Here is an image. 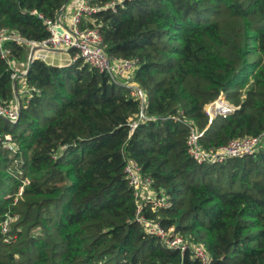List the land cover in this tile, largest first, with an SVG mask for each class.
<instances>
[{"label":"trees","instance_id":"trees-1","mask_svg":"<svg viewBox=\"0 0 264 264\" xmlns=\"http://www.w3.org/2000/svg\"><path fill=\"white\" fill-rule=\"evenodd\" d=\"M65 1L0 0V29L41 42L49 37L44 20ZM90 5L99 11L85 25L99 30L105 54L138 59L133 81L148 95L149 120L139 121V102L108 74L80 60L33 62L17 122L0 117V264H200L133 221L127 160L170 197L169 208L145 210L147 218L204 245L211 264H264V144L203 165L186 145L189 127L205 130V149L264 131V0ZM5 46L26 62L28 47ZM13 73L0 56L2 106L15 101ZM221 91L239 109L208 125L204 106Z\"/></svg>","mask_w":264,"mask_h":264},{"label":"built area","instance_id":"built-area-1","mask_svg":"<svg viewBox=\"0 0 264 264\" xmlns=\"http://www.w3.org/2000/svg\"><path fill=\"white\" fill-rule=\"evenodd\" d=\"M114 5L111 3L103 9L112 8ZM97 11L99 8L91 6L90 0H70L61 15H57L54 20H44L49 37L41 42L27 41L14 31L0 29V56L7 60L10 68L14 71L11 78L17 80L18 71L12 67L11 62L14 59L10 57V52L5 46L6 43L12 42L18 46H26L29 51L32 47H38L40 54L43 55L55 54L51 52L52 50H62L67 54L73 52V55L70 54V63L80 60L83 64L108 74L114 83L126 87L130 91V95L139 102V121L149 120L145 115L148 95L133 81V74L139 66L138 59L108 57L105 54L99 30L85 25L86 18ZM26 61L28 62V56ZM25 70L21 68L19 73L24 74ZM24 93L27 94L28 90H25ZM19 108V101H14L10 106L0 105V117L15 124L18 120ZM237 109L239 107L227 100L224 91H221L215 100L204 106L208 125L217 118H226L232 115ZM139 121L130 125L131 132L137 127ZM188 129L187 153L198 165L217 164L231 158L250 156L264 144L263 131L257 136L233 139L227 145L205 149L201 145V138L205 130H198L194 127ZM5 147L8 150H14L10 136H5ZM124 173L134 197L136 212L133 221L142 228L143 232L156 237L166 250L178 251L181 255L189 253L191 258L200 264H211L210 255L204 245L190 242L178 234L174 227L165 228L159 222L145 216V210L153 213L156 210L169 208L171 200L168 194L164 191L157 192L152 186L151 179L143 176L140 166L132 160H127ZM27 183L28 180L23 181L22 186L18 189V196L22 194L23 187ZM11 221V217H6L1 226L3 234L8 231Z\"/></svg>","mask_w":264,"mask_h":264},{"label":"water","instance_id":"water-1","mask_svg":"<svg viewBox=\"0 0 264 264\" xmlns=\"http://www.w3.org/2000/svg\"><path fill=\"white\" fill-rule=\"evenodd\" d=\"M69 1H70V0H66V1H65L64 6H63L62 9L59 11L58 15H61V14H62L64 7L67 5V3H68ZM51 52H53V53H55V54H67V52L62 51V50H56V51L52 50ZM37 55H40V56H42V57H41L40 59H36V56H37ZM44 56H45V55L40 54V52H39V48H38V47H32V48L30 49L29 53H28V62H27V67H26L25 73H24V74H20V76L24 78V77L27 75V73H28V71H29V69H30V66H31V65L33 64V62H35L36 60H42V61L46 60ZM44 62H45V61H44ZM55 67H60V66H55ZM13 89H14V90L17 89V81H16V80H14V82H13ZM237 110H238V109H237ZM237 110H236V111H237Z\"/></svg>","mask_w":264,"mask_h":264},{"label":"rangeland","instance_id":"rangeland-1","mask_svg":"<svg viewBox=\"0 0 264 264\" xmlns=\"http://www.w3.org/2000/svg\"><path fill=\"white\" fill-rule=\"evenodd\" d=\"M75 1H79V0H75ZM255 59H256L255 57H252L251 56V57L248 58V62L253 63L255 61ZM11 64H12V67L14 68V70L15 71H18V77H17V80H16L17 81V88L18 89L14 90L15 101H19L20 98H23V100H25L27 98V94L24 93L26 88L23 87V80H24V78L20 76L21 73H19V70L21 68L22 69H24V68L26 69L27 61L26 62H23V63H18L17 61L12 60ZM19 64H21L22 67ZM243 97L244 96H242V98Z\"/></svg>","mask_w":264,"mask_h":264},{"label":"crops","instance_id":"crops-1","mask_svg":"<svg viewBox=\"0 0 264 264\" xmlns=\"http://www.w3.org/2000/svg\"><path fill=\"white\" fill-rule=\"evenodd\" d=\"M40 57H42V56H40ZM44 57L46 59V60H44L45 63L49 66H60L61 67V66H64V65H67L70 63V54H47ZM19 65L22 66L21 64H19ZM23 87L24 88L26 87L24 80H23Z\"/></svg>","mask_w":264,"mask_h":264},{"label":"bare ground","instance_id":"bare-ground-1","mask_svg":"<svg viewBox=\"0 0 264 264\" xmlns=\"http://www.w3.org/2000/svg\"><path fill=\"white\" fill-rule=\"evenodd\" d=\"M41 57L39 55L36 56V59H40Z\"/></svg>","mask_w":264,"mask_h":264}]
</instances>
